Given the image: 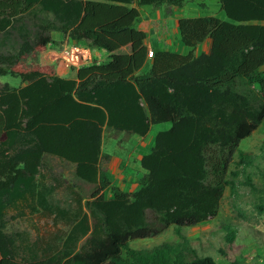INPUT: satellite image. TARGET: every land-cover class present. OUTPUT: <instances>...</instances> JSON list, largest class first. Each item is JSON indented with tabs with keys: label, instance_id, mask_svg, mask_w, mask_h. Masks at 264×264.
<instances>
[{
	"label": "trees",
	"instance_id": "trees-1",
	"mask_svg": "<svg viewBox=\"0 0 264 264\" xmlns=\"http://www.w3.org/2000/svg\"><path fill=\"white\" fill-rule=\"evenodd\" d=\"M184 1L0 0V76L20 78L17 87L0 83V264H223L201 254L200 239L184 230L216 217L226 188L235 194L255 162L240 143L264 120V0H218L225 19H179L180 40L191 50L157 51L138 74L148 49L135 27L137 7ZM53 31L103 49L108 61L79 67L75 78L57 75L39 61L55 45ZM206 38L209 52L195 55ZM123 47L129 51L119 53ZM165 122L140 158L138 189L111 185L104 131L123 141ZM47 156L74 166L84 190L68 185L71 205L49 201L55 186L41 182ZM20 207L63 227L32 239L10 228L9 212L22 215ZM170 226L177 239L131 246ZM221 228L231 245L236 227Z\"/></svg>",
	"mask_w": 264,
	"mask_h": 264
},
{
	"label": "rangeland",
	"instance_id": "rangeland-1",
	"mask_svg": "<svg viewBox=\"0 0 264 264\" xmlns=\"http://www.w3.org/2000/svg\"><path fill=\"white\" fill-rule=\"evenodd\" d=\"M223 17L225 19L224 13ZM61 44L62 42H55V45L49 48L48 58H51L58 48L63 47ZM153 45L156 46V43L153 42ZM128 51V47L118 50L119 53ZM47 61L49 62V60ZM107 61V54L102 52L98 63ZM0 82H7L9 85L17 87L20 84V78L4 75L0 76ZM164 126L166 125H153L144 138V142L150 145L154 131L161 130ZM240 147L257 154V156L254 164L245 168V171L240 175L235 194H231L229 188H226L217 216L197 226L189 227L184 232L192 238H199L200 242L197 243L199 252L211 255L219 263L226 264L237 259L247 264H264V210L258 209V206L264 205V120L250 137L241 141ZM123 148V145L120 147L117 141L112 138L106 137L104 140L103 150L105 153L122 152ZM73 169L72 164L59 158L47 156L44 159L41 168V175H43L41 182L46 186H55L49 196L50 202H58L62 206H68L74 202L73 193L68 187L72 183H77ZM247 177L252 181L253 188L244 184L243 181ZM77 184L79 190H84L79 183ZM20 208L23 210L22 215H16L15 209L10 210V228L25 231L32 239L45 232L63 227L61 222L55 226L51 217L44 216L40 212H33L25 207ZM12 215L15 217L13 218ZM223 223H230L236 227V237L231 245L227 244L224 239L221 228ZM175 239L177 236L170 226L156 237L132 240L131 246L134 248L152 247L164 240ZM220 248H224L225 255L219 252Z\"/></svg>",
	"mask_w": 264,
	"mask_h": 264
},
{
	"label": "crops",
	"instance_id": "crops-1",
	"mask_svg": "<svg viewBox=\"0 0 264 264\" xmlns=\"http://www.w3.org/2000/svg\"><path fill=\"white\" fill-rule=\"evenodd\" d=\"M130 6L136 5L133 3ZM137 8L140 12V18L138 22L135 23V27L146 34V47L147 49H151L154 53L166 50L185 55L191 50V48L185 46L180 40L177 22L181 18L214 15L224 19L218 0H185L182 6L162 4L160 6L141 5ZM51 38L56 42H62L61 45L63 46H79L82 53L87 57V59L83 60L78 66L67 65L62 61L52 64L56 74L61 77L75 78L76 71L79 67L89 65L93 62L98 63L99 58L102 56V52H105L108 57V53L103 49L91 47L85 40L80 42L71 41L61 32H51ZM153 42L156 43V46L153 45ZM51 46H54V44H49L47 48L40 53V63L51 64L46 59V55ZM210 47L211 40L206 38L204 41L197 44L192 51L195 55H198L200 53L209 52ZM151 59L152 58H147L145 64L138 71V74L145 73L149 69ZM156 125H166L163 129L169 127V123L167 122ZM156 132L157 131H154V135ZM154 135L151 136V144L147 145V143L144 142V138H146L147 135L143 137L133 135L128 140L122 141L120 140V136L119 138H114L104 131L101 144L102 153H105L103 144L106 137L116 140L120 147L121 145L124 147L122 152L120 151L114 154L106 153L109 158L104 163V166L106 167V174L111 185H117L127 192H133L138 189L139 179L145 173V170L140 165V158L144 153L149 151ZM105 194L108 197L110 196L109 188L105 190Z\"/></svg>",
	"mask_w": 264,
	"mask_h": 264
},
{
	"label": "built area",
	"instance_id": "built-area-1",
	"mask_svg": "<svg viewBox=\"0 0 264 264\" xmlns=\"http://www.w3.org/2000/svg\"><path fill=\"white\" fill-rule=\"evenodd\" d=\"M49 52L46 55V59L49 60L51 64L62 61L64 64L71 66H78L82 63L83 60H86L87 57L82 53L79 46H63L58 49L55 54L49 59ZM154 52L151 49L147 50V58H152Z\"/></svg>",
	"mask_w": 264,
	"mask_h": 264
}]
</instances>
